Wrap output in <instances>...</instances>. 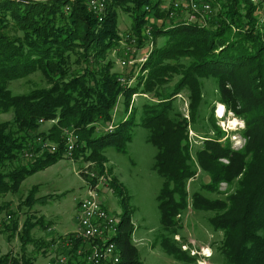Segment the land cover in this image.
Here are the masks:
<instances>
[{
  "label": "trees",
  "instance_id": "trees-1",
  "mask_svg": "<svg viewBox=\"0 0 264 264\" xmlns=\"http://www.w3.org/2000/svg\"><path fill=\"white\" fill-rule=\"evenodd\" d=\"M104 1L99 21L84 0H0V114L12 115L10 121L0 123V196L16 193L28 176L64 159V130L71 128L78 135L73 156L93 162L95 174L101 175L106 172L104 150L125 152L131 130L139 124L156 149L153 169L162 179L157 201L163 250L180 260L192 259L172 235L181 227L177 216L188 207L187 183L199 168L209 178L201 184L202 191L215 194L222 183L231 190L224 199L191 194L193 209L212 211L209 225L222 232L219 263L264 264V12L263 16L259 12L264 0H215L206 26L168 19L159 0ZM118 11L131 18V33L140 47L145 38L139 34L150 15L163 21L159 26L150 23L152 39L167 36L160 47L152 42L146 61L137 66V80L126 85L117 82L108 58L120 49ZM36 72L43 75L47 87L21 95L8 89L10 82ZM203 79L215 82L218 101L244 121L241 149H231L228 138L221 143L224 132L210 114L212 135L207 131L201 148L191 154L188 126L196 129L200 123ZM181 92L188 96L189 124L173 108ZM138 94H150L156 102L130 106V99ZM120 98L125 113L115 121ZM39 121L53 123L39 131ZM38 136L57 144L58 151L26 162L25 152H37L33 141ZM110 187L122 206L114 239L120 253L116 264H139L131 243L128 197L113 176ZM30 193L27 200L33 189ZM36 223L42 225L39 220L24 227L20 256L2 254L0 264H32L25 254L28 242L47 243L48 250L51 239L43 242L29 235ZM68 264L77 263L70 259Z\"/></svg>",
  "mask_w": 264,
  "mask_h": 264
},
{
  "label": "rangeland",
  "instance_id": "rangeland-1",
  "mask_svg": "<svg viewBox=\"0 0 264 264\" xmlns=\"http://www.w3.org/2000/svg\"><path fill=\"white\" fill-rule=\"evenodd\" d=\"M260 0H258L259 2ZM160 9L165 8L169 4V0H159ZM162 10V9H161ZM259 12L263 16L264 10L260 8ZM117 17V33L123 35L131 33V18L121 11H118ZM147 24H161L160 19L155 17H146ZM165 22V21H164ZM167 24L166 22L164 25ZM142 27L143 28L145 27ZM140 32V36L142 33ZM144 32V30H143ZM132 34V33H131ZM167 40V36H160L151 39L154 45L162 46ZM130 42L127 43L129 46ZM147 44L138 45L135 58L146 52ZM149 48V47H148ZM120 52H113L108 58L113 61L112 72L116 74H125L127 79L134 83L137 80V65L134 70H122L118 64ZM140 58V57H139ZM175 78V77H174ZM174 82V80H173ZM172 82V83H173ZM202 99L200 106V123L196 129L188 126V140L191 146V154L201 148L205 134L212 135L211 128L207 123L210 114L213 115L215 125L224 132L225 138H228L231 149L239 150L243 147L245 140L241 135L244 130L245 123L242 118L236 117L231 111L218 101V92L216 84L211 79H203ZM171 83V84H172ZM47 82L40 72H36L25 78L12 81L8 84V89L14 95H21L30 92L33 89L47 87ZM168 87L164 88L167 89ZM146 102H156L150 94H138L130 99V106L140 108ZM122 98L119 99L115 110L114 119L120 121L124 116V108L122 106ZM223 106V114L220 119L217 116L219 107ZM173 108L179 112L189 124V101L187 93L181 92L173 101ZM138 117H139V113ZM138 117L136 121L138 122ZM12 115L0 114V123L10 121ZM51 122H46L39 126V131H46ZM132 138L127 144L125 152L118 153L112 147L106 148L103 152L106 163L103 164L106 172L99 176H104L100 181L99 196L102 204L114 215L120 216L121 201L110 187V180L113 176L124 189V194L128 197L132 208L131 225L133 232L131 235V243L137 251L139 264H199L201 260L200 254L203 248H208L211 257L208 259L210 264H220L221 259L219 253V245L222 240V232L214 230L208 222V218L212 216V211L195 210L191 205V194L200 192L210 199H224L231 190L226 184H220L218 192L215 194L206 193L200 189L201 184L209 182L208 176L197 168L195 177L188 181L186 189L188 193V207L183 211L177 219L181 227L175 240L178 247L182 243L195 249L197 254H191L190 251H183L191 260H180L168 255L159 245V237L163 232L160 223V211L158 208L157 195L160 191L162 179L153 169L154 156L156 149L147 142V130L141 125L136 124L131 130ZM25 160V159H24ZM227 164L224 159L220 160ZM26 162H30L27 161ZM25 162V163H26ZM110 169V171H107ZM97 173L94 169L93 162L83 161L80 156L64 158L28 176L20 185L16 193H8L0 196V255L9 253L19 257L22 253V244L20 237L25 225L35 223L41 220L42 225L36 223L30 230V237L47 241L52 240V244L47 243H31L28 242L25 247V254L32 259V264H46L48 259H56L64 256V264H68V260L77 264H85L86 252L76 255L75 250L70 252L74 243L65 242L64 237L73 232L77 227V207L76 202L81 200L87 193V189L91 186L90 175ZM105 173V174H104ZM104 174V175H103ZM33 189V195L27 200L30 191ZM32 241V240H31ZM81 243L77 244L80 245ZM83 249L87 244H81ZM117 250L119 253L118 245ZM75 247V248H76ZM202 263V262H201Z\"/></svg>",
  "mask_w": 264,
  "mask_h": 264
},
{
  "label": "built area",
  "instance_id": "built-area-1",
  "mask_svg": "<svg viewBox=\"0 0 264 264\" xmlns=\"http://www.w3.org/2000/svg\"><path fill=\"white\" fill-rule=\"evenodd\" d=\"M84 1L88 10L94 15H97L98 20L101 21L106 8L105 1ZM251 2L256 3L258 0H251ZM215 3V0H169V4H166V7L161 9L168 13V19H172L175 22L184 21L189 24L206 26L214 13L213 5ZM144 10L149 12V7H145ZM166 23L168 24V22ZM143 30L141 35L145 38L143 43L147 44V51L143 52L139 56L140 58H135L137 49H139L136 37L128 32L123 35H119L120 56L117 62L122 70L132 71L136 65L138 66L146 61L148 52L152 48L150 24H147ZM128 42H130L129 46L127 45ZM117 82L120 85L131 83L125 74H118ZM136 96L137 95H133L132 97ZM39 123L42 124L43 121H39ZM78 140V135L71 128L63 131L61 141L63 145L64 158L72 157L74 151L78 147ZM33 143L37 152H25L24 159L27 161H32L43 153L52 154L58 151L57 144L39 136L34 138ZM90 178L93 179V184H91L92 187L87 189L88 191L86 195L81 200L76 202L77 227L73 232L66 235L64 240L68 243H75L79 240L81 244L84 242L87 244L85 249L81 248V244L75 249L76 255L84 253L86 250L88 251L84 260L85 264H116L119 262L120 253H118L114 239L119 232L118 223L120 218L117 215H114L102 204L98 190H100V181L104 178V176L98 177L96 174L92 173ZM177 236L178 235H175L174 238L178 241V239H176ZM180 247L183 251H190L193 255L197 254L196 250L189 248L190 246L187 244L182 243ZM200 256L201 260H199V264H210L207 263L209 262L208 259L211 257V253L208 248H203ZM64 262L65 257L60 256L56 259H48L46 264H64Z\"/></svg>",
  "mask_w": 264,
  "mask_h": 264
},
{
  "label": "bare ground",
  "instance_id": "bare-ground-1",
  "mask_svg": "<svg viewBox=\"0 0 264 264\" xmlns=\"http://www.w3.org/2000/svg\"><path fill=\"white\" fill-rule=\"evenodd\" d=\"M218 118H220L223 114V106L220 105L218 112L216 113Z\"/></svg>",
  "mask_w": 264,
  "mask_h": 264
},
{
  "label": "water",
  "instance_id": "water-1",
  "mask_svg": "<svg viewBox=\"0 0 264 264\" xmlns=\"http://www.w3.org/2000/svg\"><path fill=\"white\" fill-rule=\"evenodd\" d=\"M32 1H45V0H32Z\"/></svg>",
  "mask_w": 264,
  "mask_h": 264
}]
</instances>
